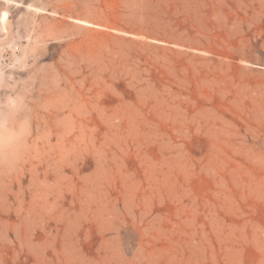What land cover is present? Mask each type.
Here are the masks:
<instances>
[{
    "label": "rangeland",
    "instance_id": "obj_1",
    "mask_svg": "<svg viewBox=\"0 0 264 264\" xmlns=\"http://www.w3.org/2000/svg\"><path fill=\"white\" fill-rule=\"evenodd\" d=\"M0 264H264V0H0Z\"/></svg>",
    "mask_w": 264,
    "mask_h": 264
},
{
    "label": "bare ground",
    "instance_id": "obj_2",
    "mask_svg": "<svg viewBox=\"0 0 264 264\" xmlns=\"http://www.w3.org/2000/svg\"><path fill=\"white\" fill-rule=\"evenodd\" d=\"M6 18H7V13H5L3 16V19H6Z\"/></svg>",
    "mask_w": 264,
    "mask_h": 264
}]
</instances>
